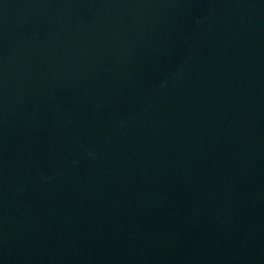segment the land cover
<instances>
[{"label":"water","instance_id":"95a60500","mask_svg":"<svg viewBox=\"0 0 264 264\" xmlns=\"http://www.w3.org/2000/svg\"><path fill=\"white\" fill-rule=\"evenodd\" d=\"M0 264H264V0H0Z\"/></svg>","mask_w":264,"mask_h":264}]
</instances>
